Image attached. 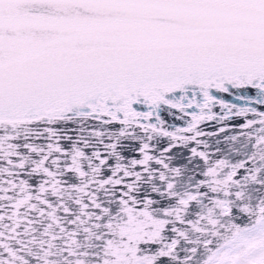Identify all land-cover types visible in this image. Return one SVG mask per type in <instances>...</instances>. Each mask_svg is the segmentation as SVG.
<instances>
[{
	"label": "snow or ice",
	"instance_id": "obj_1",
	"mask_svg": "<svg viewBox=\"0 0 264 264\" xmlns=\"http://www.w3.org/2000/svg\"><path fill=\"white\" fill-rule=\"evenodd\" d=\"M0 264H264V0H0Z\"/></svg>",
	"mask_w": 264,
	"mask_h": 264
},
{
	"label": "water",
	"instance_id": "obj_2",
	"mask_svg": "<svg viewBox=\"0 0 264 264\" xmlns=\"http://www.w3.org/2000/svg\"><path fill=\"white\" fill-rule=\"evenodd\" d=\"M166 118H168L170 120V122H171V118H169L167 116H166ZM175 123L179 124L180 122L179 121H175ZM206 130L211 131L213 129L211 127H209V126H206Z\"/></svg>",
	"mask_w": 264,
	"mask_h": 264
}]
</instances>
